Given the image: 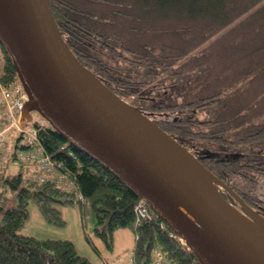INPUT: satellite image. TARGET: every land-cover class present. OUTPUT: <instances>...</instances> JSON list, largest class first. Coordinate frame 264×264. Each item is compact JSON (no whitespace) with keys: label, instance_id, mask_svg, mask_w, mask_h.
<instances>
[{"label":"trees","instance_id":"1","mask_svg":"<svg viewBox=\"0 0 264 264\" xmlns=\"http://www.w3.org/2000/svg\"><path fill=\"white\" fill-rule=\"evenodd\" d=\"M50 3L64 38L85 65L120 96L152 113L249 205L264 202V0ZM0 50L4 82L14 81L10 56L1 44ZM33 126L34 146L73 179L76 191L57 187L55 180L32 179L34 163L14 150L0 165V264H91L72 239L21 232L31 200L46 220L59 225L65 220L54 201H77L108 246L117 228H131L136 238L129 264H152L156 250L171 264H200L147 203L151 216L137 214L139 195L99 160L46 122ZM19 140L17 145L25 147ZM10 159L26 166L8 172ZM8 191L15 198L10 206L5 205Z\"/></svg>","mask_w":264,"mask_h":264},{"label":"water","instance_id":"2","mask_svg":"<svg viewBox=\"0 0 264 264\" xmlns=\"http://www.w3.org/2000/svg\"><path fill=\"white\" fill-rule=\"evenodd\" d=\"M0 43L28 97L20 127L38 113L134 189L200 264H264V215L77 57L50 0H0Z\"/></svg>","mask_w":264,"mask_h":264},{"label":"rangeland","instance_id":"3","mask_svg":"<svg viewBox=\"0 0 264 264\" xmlns=\"http://www.w3.org/2000/svg\"><path fill=\"white\" fill-rule=\"evenodd\" d=\"M131 102V99H127ZM132 103V102H131ZM43 118L34 113L33 119L29 121V125H33L34 122H41ZM13 131L10 130L6 134V138L1 144L0 151L3 153V160L0 164H5L6 159L9 156L11 146V136ZM23 138L19 140V144H22ZM8 172H16L26 166L18 162L17 160L10 159L8 162ZM27 174H29L27 170ZM6 206L15 204L14 192H6ZM54 205L61 210V214L65 220L62 225L55 224L46 220L41 213L37 202L31 200L29 202V217L27 218L21 232L37 236L39 238H69L75 243L77 251L88 257L91 264H106L105 260L109 263L119 264L120 261L115 260L121 257V263L124 259H129V255L135 244V233L129 227H119L114 232L113 244L108 246L107 243L94 229V223L90 217H83L80 204L76 202L65 203L61 201H54ZM123 260V261H122Z\"/></svg>","mask_w":264,"mask_h":264},{"label":"built area","instance_id":"4","mask_svg":"<svg viewBox=\"0 0 264 264\" xmlns=\"http://www.w3.org/2000/svg\"><path fill=\"white\" fill-rule=\"evenodd\" d=\"M3 64L4 59L0 50V148L7 132L19 129L26 146L18 147L16 156L34 163L30 171V177L37 181L55 180L59 187L66 191L75 192L76 185L73 179L65 172L58 171L50 156L34 146L38 139L36 129L33 127H20L19 113L27 99V94L19 80L4 82ZM29 146L31 148H28ZM2 159L3 153L0 151V161ZM77 196L82 197L81 193H78ZM135 210L140 217L151 216L146 202L142 199L136 204ZM154 253L155 258L152 264H171L170 260L165 258L161 251L156 250Z\"/></svg>","mask_w":264,"mask_h":264},{"label":"flooded vegetation","instance_id":"5","mask_svg":"<svg viewBox=\"0 0 264 264\" xmlns=\"http://www.w3.org/2000/svg\"><path fill=\"white\" fill-rule=\"evenodd\" d=\"M193 152V151H192ZM194 153V152H193ZM197 157L198 155L196 153H194ZM199 158V157H198ZM200 159V158H199ZM201 160V159H200ZM202 161V160H201ZM204 164V163H203ZM217 175V174H216ZM218 176V175H217ZM219 177V176H218ZM221 178V177H219ZM222 179V178H221ZM223 180V179H222ZM231 186V185H230ZM226 195V193H224ZM246 201V200H245ZM247 202V201H246ZM248 204H250L249 202H247ZM257 206H254V208H256L257 210H259L261 212V214L264 215V202L258 200V202H256ZM252 206V205H251Z\"/></svg>","mask_w":264,"mask_h":264},{"label":"bare ground","instance_id":"6","mask_svg":"<svg viewBox=\"0 0 264 264\" xmlns=\"http://www.w3.org/2000/svg\"><path fill=\"white\" fill-rule=\"evenodd\" d=\"M28 148H31L30 146ZM57 187H59L58 185H56ZM233 189V188H232ZM234 190V189H233ZM152 216H153V213H152Z\"/></svg>","mask_w":264,"mask_h":264},{"label":"crops","instance_id":"7","mask_svg":"<svg viewBox=\"0 0 264 264\" xmlns=\"http://www.w3.org/2000/svg\"><path fill=\"white\" fill-rule=\"evenodd\" d=\"M125 263V262H124Z\"/></svg>","mask_w":264,"mask_h":264}]
</instances>
